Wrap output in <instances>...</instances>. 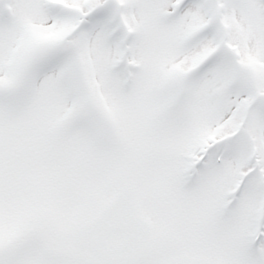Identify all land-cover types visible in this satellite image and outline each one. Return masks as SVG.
<instances>
[{
	"label": "snow or ice",
	"instance_id": "snow-or-ice-1",
	"mask_svg": "<svg viewBox=\"0 0 264 264\" xmlns=\"http://www.w3.org/2000/svg\"><path fill=\"white\" fill-rule=\"evenodd\" d=\"M0 264H264V0H0Z\"/></svg>",
	"mask_w": 264,
	"mask_h": 264
}]
</instances>
